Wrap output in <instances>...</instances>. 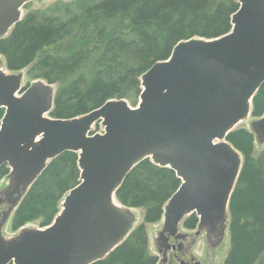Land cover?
Listing matches in <instances>:
<instances>
[{
	"label": "water",
	"instance_id": "95a60500",
	"mask_svg": "<svg viewBox=\"0 0 264 264\" xmlns=\"http://www.w3.org/2000/svg\"><path fill=\"white\" fill-rule=\"evenodd\" d=\"M34 1L0 0V39ZM238 4L229 34L182 41L169 59L142 75L135 108L126 99L111 100L82 117L53 119V86L43 80L25 85L23 73H7L0 56V167L7 165L11 180L0 264H95L107 258L134 229L117 191L148 159L182 182L164 209L162 244L167 236L182 237L179 224L191 214L201 225L227 221L244 164L228 137L252 116L264 84V0ZM99 126L103 133H96ZM252 129L264 144V116ZM67 152L79 155L80 183L52 225L23 228L15 239L3 240V223L47 166Z\"/></svg>",
	"mask_w": 264,
	"mask_h": 264
},
{
	"label": "trees",
	"instance_id": "16d2710c",
	"mask_svg": "<svg viewBox=\"0 0 264 264\" xmlns=\"http://www.w3.org/2000/svg\"><path fill=\"white\" fill-rule=\"evenodd\" d=\"M7 37L0 55L8 70H27L31 80L57 87L53 119L69 120L126 99L133 107L142 94L141 77L174 47L193 38L217 39L232 31L236 0H57L32 10ZM5 110L0 109V128ZM252 116H264V84L253 100ZM228 141L244 164L229 207L230 249L225 264H264V145L240 128ZM79 155L54 159L15 211L14 232L30 223L49 227L65 196L80 183ZM10 174L0 167V184ZM181 180L151 160L140 163L117 191L129 209H142L143 223L107 258L95 264H158L149 249L147 225L159 223ZM195 222L190 220L187 227Z\"/></svg>",
	"mask_w": 264,
	"mask_h": 264
},
{
	"label": "rangeland",
	"instance_id": "374dc122",
	"mask_svg": "<svg viewBox=\"0 0 264 264\" xmlns=\"http://www.w3.org/2000/svg\"><path fill=\"white\" fill-rule=\"evenodd\" d=\"M57 0H36L35 2H32V10H37V9H44L47 8L49 5L54 3ZM68 1V0H66ZM70 1V0H69ZM239 1V0H236ZM27 10L23 11V17L27 15ZM3 62V61H2ZM2 67L7 73H10L6 70L5 63L3 62ZM24 75V84L27 85L28 83H31L33 80H31L27 74V70L23 71ZM57 87L54 85L53 90L54 92L56 91ZM257 118L254 117H249L245 121L241 122L237 129L243 128L246 130H252V124L257 121ZM95 131L98 133H101L103 129L101 127H95ZM263 144L260 143L259 140L256 142V152L257 154H260L262 151ZM11 186V180L9 178L4 179L1 184H0V199H4L7 192L9 191V187ZM10 208V207H9ZM131 215L133 216L134 223H133V228L139 227L143 223L144 219V212L142 209H131ZM14 216V211L11 212V215L9 218L6 220V222L3 223L2 229H1V235L3 239L7 242H10L11 240L15 239L20 235L22 232V229H20L17 232L12 231L11 226H12V219ZM163 224L164 221H160L159 223L156 224H150L147 225V233L149 237V249L150 252L153 256L158 257L159 262L158 264H182L176 261L173 257L172 253H169L167 256H164L165 259L163 258V253H161V248H162V243L159 240L160 239V233L163 230ZM228 225H229V218H228ZM26 228H33L37 229L39 228V223L34 222L30 223L26 226ZM188 246V245H187ZM230 249V236H229V231H227L226 238L223 241V245L216 249L215 251L210 250L207 247L206 241L204 238L198 239V243L195 247L191 248L189 250V253L187 257H189V260H185L184 264H193L192 263V258L199 262L200 264H225L226 258L228 256ZM186 257V258H187Z\"/></svg>",
	"mask_w": 264,
	"mask_h": 264
},
{
	"label": "flooded vegetation",
	"instance_id": "af4514ba",
	"mask_svg": "<svg viewBox=\"0 0 264 264\" xmlns=\"http://www.w3.org/2000/svg\"><path fill=\"white\" fill-rule=\"evenodd\" d=\"M7 203H9V198H6L3 206L0 207V225L3 221L4 214L7 212V210H9L10 207ZM190 220L195 222L192 228L187 227V223L190 222ZM226 226L227 221L224 223L220 222L215 227L210 225H201L198 215L196 213L191 214L190 216L185 217L179 224L178 234H180L182 237L178 239L176 236H167V243L165 242V244H162L161 252L164 251V255L166 254V256L169 253H172L176 261L184 264L185 260H189V257H187L189 250L197 245L198 239L204 238L207 247L212 251L220 248L225 239L224 235ZM191 260L193 264H198L194 258Z\"/></svg>",
	"mask_w": 264,
	"mask_h": 264
}]
</instances>
